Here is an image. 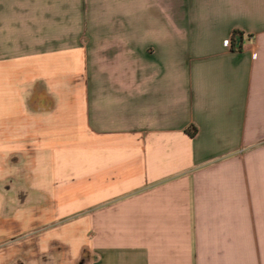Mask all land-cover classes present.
I'll list each match as a JSON object with an SVG mask.
<instances>
[{"label": "crops", "instance_id": "0c3cea01", "mask_svg": "<svg viewBox=\"0 0 264 264\" xmlns=\"http://www.w3.org/2000/svg\"><path fill=\"white\" fill-rule=\"evenodd\" d=\"M0 264H264V0H0Z\"/></svg>", "mask_w": 264, "mask_h": 264}, {"label": "trees", "instance_id": "16d2710c", "mask_svg": "<svg viewBox=\"0 0 264 264\" xmlns=\"http://www.w3.org/2000/svg\"><path fill=\"white\" fill-rule=\"evenodd\" d=\"M235 34H236V35H237V34H240V35H241V32L236 30V31H235ZM235 41H236V39H234L233 43H235ZM196 131H197L196 127L193 126V129H190V130H189V133H190L191 136H194V135L196 134Z\"/></svg>", "mask_w": 264, "mask_h": 264}]
</instances>
